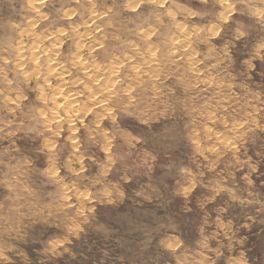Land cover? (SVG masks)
<instances>
[{
  "label": "rangeland",
  "instance_id": "rangeland-1",
  "mask_svg": "<svg viewBox=\"0 0 264 264\" xmlns=\"http://www.w3.org/2000/svg\"><path fill=\"white\" fill-rule=\"evenodd\" d=\"M224 2L0 0V264H264V0Z\"/></svg>",
  "mask_w": 264,
  "mask_h": 264
},
{
  "label": "bare ground",
  "instance_id": "bare-ground-1",
  "mask_svg": "<svg viewBox=\"0 0 264 264\" xmlns=\"http://www.w3.org/2000/svg\"><path fill=\"white\" fill-rule=\"evenodd\" d=\"M219 1H220V3H225V2H224L225 0H219ZM95 17H96V16H91V19H93V18L95 19ZM85 34H86V33H85ZM84 36H85V35H84ZM85 39H86V38H85ZM80 43H82V42H80ZM61 46H62V45H61ZM61 46L55 48L56 50H55L54 52L57 53V51L60 50V48H62ZM172 46H173V45H172ZM93 48H94V47H93ZM53 49H54V47H53ZM51 50H52V49H51ZM77 51H78V50H77ZM93 51H94V50H93ZM37 53H39V50H35L33 53L31 52V55H32L31 57H32V59H35V60H36V58H37L36 54H37ZM77 54H78V53H77ZM153 58H154V57H153ZM30 59H31V58H30ZM76 60H77V59H76ZM33 61H34V60H33ZM49 64H50V63H49ZM73 64H74V63H73ZM75 64H76V65H81L80 63H75ZM85 67H86V66H85ZM80 69H82V68H80ZM50 72H51V71H50ZM49 74H50V73H49ZM52 75H53V74H52ZM59 75H60V74H59ZM97 91H99V90H97ZM57 92H59V91H57ZM57 92H56V93H57ZM96 93H97V92H96ZM55 95H56V94H55ZM57 95H58V94H57ZM66 95H67V94H66ZM59 96H60V95H59ZM56 97H57V96H56ZM56 97H55V98H56ZM61 97H63V96H61ZM67 97H68V96H67ZM59 98H60V97H59ZM52 99H53V98H52ZM57 99H58V98H57ZM71 99H72V98H71ZM64 100H65V99H64ZM43 101H44V100H43ZM60 101H61V100H60ZM44 102H45V101H44ZM71 102L73 103L72 100H71ZM93 102H94V101H93ZM53 103H54V102H53ZM68 103H69V102H68ZM91 105H92V104H91ZM57 106H58V105H57ZM68 106H70V105H68ZM92 106L94 107V104H93ZM64 107H65V106H64ZM64 107H63V108H64ZM64 110H66V109H64ZM75 111H76V110H75ZM71 114H72V113H71ZM50 116H52V115H50ZM53 116H54V115H53ZM50 118H51V117H50ZM65 118H66V117H65ZM50 120H51V119H50Z\"/></svg>",
  "mask_w": 264,
  "mask_h": 264
}]
</instances>
